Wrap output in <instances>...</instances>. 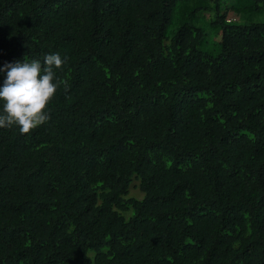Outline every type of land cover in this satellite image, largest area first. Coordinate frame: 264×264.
Segmentation results:
<instances>
[{
    "label": "trees",
    "instance_id": "16d2710c",
    "mask_svg": "<svg viewBox=\"0 0 264 264\" xmlns=\"http://www.w3.org/2000/svg\"><path fill=\"white\" fill-rule=\"evenodd\" d=\"M239 3L264 12L0 0V69L58 53L68 85L0 128V264H264V21Z\"/></svg>",
    "mask_w": 264,
    "mask_h": 264
},
{
    "label": "clouds",
    "instance_id": "9594fccd",
    "mask_svg": "<svg viewBox=\"0 0 264 264\" xmlns=\"http://www.w3.org/2000/svg\"><path fill=\"white\" fill-rule=\"evenodd\" d=\"M64 63L61 55L48 54L31 61L8 63L0 69L6 73L0 86V101L3 111L0 113V128H19L21 134H30L50 119L48 105L61 85L67 89L66 81L56 73Z\"/></svg>",
    "mask_w": 264,
    "mask_h": 264
},
{
    "label": "rangeland",
    "instance_id": "374dc122",
    "mask_svg": "<svg viewBox=\"0 0 264 264\" xmlns=\"http://www.w3.org/2000/svg\"><path fill=\"white\" fill-rule=\"evenodd\" d=\"M244 3L236 4V8L234 10H228V16L234 20L235 23H246V22H259L264 21V12H258L252 10V8L244 7ZM207 16L209 13H205Z\"/></svg>",
    "mask_w": 264,
    "mask_h": 264
}]
</instances>
